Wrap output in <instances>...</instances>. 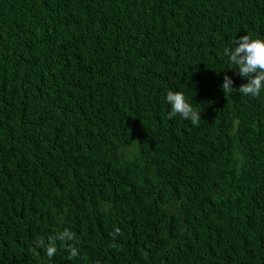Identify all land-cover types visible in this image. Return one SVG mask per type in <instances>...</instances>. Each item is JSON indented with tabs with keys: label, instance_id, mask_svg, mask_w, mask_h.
Wrapping results in <instances>:
<instances>
[{
	"label": "trees",
	"instance_id": "16d2710c",
	"mask_svg": "<svg viewBox=\"0 0 264 264\" xmlns=\"http://www.w3.org/2000/svg\"><path fill=\"white\" fill-rule=\"evenodd\" d=\"M246 34L264 0H0V264H264V91L221 88Z\"/></svg>",
	"mask_w": 264,
	"mask_h": 264
},
{
	"label": "clouds",
	"instance_id": "9594fccd",
	"mask_svg": "<svg viewBox=\"0 0 264 264\" xmlns=\"http://www.w3.org/2000/svg\"><path fill=\"white\" fill-rule=\"evenodd\" d=\"M234 46L225 47L223 53L228 57L231 64L235 65V70L241 77H246L247 82L239 86L238 89L233 88V80L228 75H224L221 88L224 94H231L234 90L245 96L259 97L264 91V38H252L249 35H242L235 37L232 41ZM166 102L171 106L168 113V118L172 119L176 116L184 120H190L193 125H198L201 117L199 110L195 109L188 101L187 97L182 91L169 90L165 96ZM122 235L119 227H116L111 233L113 239ZM60 241H70L74 239L73 233L65 228L58 234L57 237L48 236L46 255L52 258L57 252V247L54 243L55 239ZM36 247H44L45 239L38 237L34 240ZM117 248L118 245L113 243L110 245ZM68 259L75 258L79 253L75 246L68 244Z\"/></svg>",
	"mask_w": 264,
	"mask_h": 264
}]
</instances>
